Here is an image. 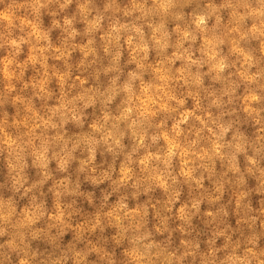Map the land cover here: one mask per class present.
<instances>
[{"label": "clouds", "instance_id": "1", "mask_svg": "<svg viewBox=\"0 0 264 264\" xmlns=\"http://www.w3.org/2000/svg\"><path fill=\"white\" fill-rule=\"evenodd\" d=\"M0 264H264V0H0Z\"/></svg>", "mask_w": 264, "mask_h": 264}]
</instances>
